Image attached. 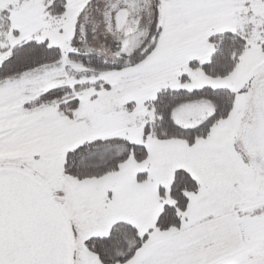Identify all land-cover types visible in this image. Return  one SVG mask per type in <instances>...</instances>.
<instances>
[{"label": "snow or ice", "instance_id": "6c2138e0", "mask_svg": "<svg viewBox=\"0 0 264 264\" xmlns=\"http://www.w3.org/2000/svg\"><path fill=\"white\" fill-rule=\"evenodd\" d=\"M0 264H264V0H0Z\"/></svg>", "mask_w": 264, "mask_h": 264}]
</instances>
